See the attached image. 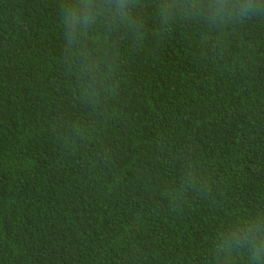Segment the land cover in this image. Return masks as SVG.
Wrapping results in <instances>:
<instances>
[{
  "label": "trees",
  "instance_id": "obj_1",
  "mask_svg": "<svg viewBox=\"0 0 264 264\" xmlns=\"http://www.w3.org/2000/svg\"><path fill=\"white\" fill-rule=\"evenodd\" d=\"M0 264H264V0H0Z\"/></svg>",
  "mask_w": 264,
  "mask_h": 264
},
{
  "label": "clouds",
  "instance_id": "obj_2",
  "mask_svg": "<svg viewBox=\"0 0 264 264\" xmlns=\"http://www.w3.org/2000/svg\"><path fill=\"white\" fill-rule=\"evenodd\" d=\"M251 11H252V6H251V4H249V3H245V4H243V5L241 6L240 14H241V15H249V14L251 13ZM255 251H256L257 253H259V252L261 251V249L257 248V249H255Z\"/></svg>",
  "mask_w": 264,
  "mask_h": 264
}]
</instances>
